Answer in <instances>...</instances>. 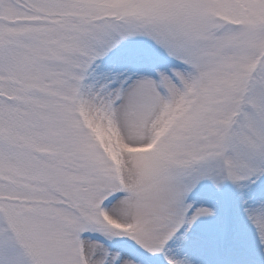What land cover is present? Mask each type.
<instances>
[{
  "label": "snow or ice",
  "instance_id": "obj_1",
  "mask_svg": "<svg viewBox=\"0 0 264 264\" xmlns=\"http://www.w3.org/2000/svg\"><path fill=\"white\" fill-rule=\"evenodd\" d=\"M0 264H264V0H0Z\"/></svg>",
  "mask_w": 264,
  "mask_h": 264
}]
</instances>
